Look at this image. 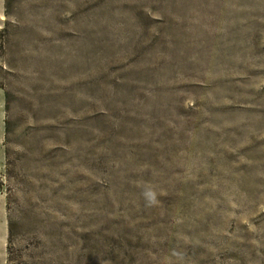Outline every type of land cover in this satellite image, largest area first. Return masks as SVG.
<instances>
[{"label":"rangeland","instance_id":"rangeland-1","mask_svg":"<svg viewBox=\"0 0 264 264\" xmlns=\"http://www.w3.org/2000/svg\"><path fill=\"white\" fill-rule=\"evenodd\" d=\"M0 264H264V0H0Z\"/></svg>","mask_w":264,"mask_h":264}]
</instances>
